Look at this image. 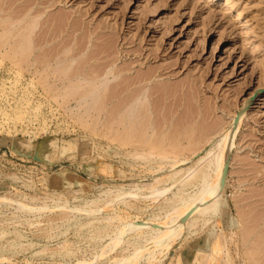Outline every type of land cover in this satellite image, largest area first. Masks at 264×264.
<instances>
[{
  "label": "rangeland",
  "instance_id": "obj_1",
  "mask_svg": "<svg viewBox=\"0 0 264 264\" xmlns=\"http://www.w3.org/2000/svg\"><path fill=\"white\" fill-rule=\"evenodd\" d=\"M8 1L2 4L0 0V20L11 17L18 22L29 6V15L39 19L31 36L37 42H32L30 54L13 55L16 59L6 57L4 50L0 54V264H119L130 256L134 259L128 264H263L264 77L260 73H264V0L238 1L236 8L246 7L255 18L247 28L232 20L235 9L229 17L221 13L217 2L206 5L204 0ZM50 17L61 21H46ZM24 23L16 25L14 32L34 21ZM241 29L245 36L240 35ZM43 30L59 37L48 42L50 46L69 39L73 43L72 37L84 38L88 51L106 46L109 56L115 57L108 56L114 59V67L129 64L127 76L135 69L153 70L146 81L148 91L161 83L154 87L167 94V85L174 90L172 84H176L179 93L176 90L175 95L180 98L169 90L166 100H156L162 107L157 112L160 116H153L159 121L153 126L169 141L178 130L183 145L164 150L167 155L159 150L120 148L116 145L123 144L119 135L102 127L111 118H103V125L96 128L94 120L79 119L77 102L52 99L53 93L40 82L41 73L26 67L43 57L40 45L44 43L39 39ZM253 31H257L256 40ZM2 41L6 49L15 45ZM15 61L18 65L13 66ZM245 104H250V110L235 136L219 197L196 214L179 236L171 238L167 248L147 245L152 230L134 231V227L148 220L159 222L166 217L165 221L167 216L169 221L177 220L182 210L191 207L193 197L204 193L207 179L184 182L195 169L191 161L197 160L192 161L194 166L202 163L201 167L213 160L222 131ZM161 113L166 119L171 116L166 120L169 124ZM160 122L164 125L157 128ZM181 129L191 134L195 149L186 144L188 138L181 139L185 137ZM149 152L160 155L150 153L145 159ZM191 155L190 162L186 161ZM188 166L191 171L183 170ZM186 203L188 209L183 206ZM248 225L257 226L254 231L247 228L246 241L243 234ZM141 248L145 250L135 260ZM254 248L263 249L257 252L260 257H252Z\"/></svg>",
  "mask_w": 264,
  "mask_h": 264
},
{
  "label": "bare ground",
  "instance_id": "obj_2",
  "mask_svg": "<svg viewBox=\"0 0 264 264\" xmlns=\"http://www.w3.org/2000/svg\"><path fill=\"white\" fill-rule=\"evenodd\" d=\"M10 1H8V2L11 3ZM16 1H18V0H14L12 2H16ZM238 1L239 0H204V3L206 5H209L210 3L217 2V4L219 5L218 8L221 11V13L222 14H226L229 17L231 16L230 15L231 14V10L235 9L236 10V12H235L236 16L233 17V15H232V17H233L232 20L234 22H236V21L243 22L242 23L243 27L247 28L249 25H253V23L255 21L254 20L255 18L253 16V14L251 16L249 15V13H248L249 11L247 12V10H246L247 8L243 6L244 4L241 5V6H243L242 9L241 8L240 9L236 8L237 7L236 5H238ZM260 1H263V0H260ZM2 4H3V0H2ZM11 4H13V3H11ZM190 5H192V4H190ZM260 5H262L261 2H260ZM29 7L26 9L27 12L23 13V16L19 19L18 22H17V20L12 19L11 17H8V18L0 20V24L8 23L5 28H0V54H1V51L4 50L5 53H2V54H4L5 56L6 55L7 56H9V55L13 56V55H16V54H19L20 56L21 55L23 56L24 54L27 55L28 51L30 52L31 49H32V46H31L32 42H37L36 38L33 39V37H31V36H32L33 29L35 28V23H37V20L39 18L38 19L35 18V17L33 18L32 16L29 15V12L31 10V9H29ZM0 10H1V8H0ZM217 12H218V10H217ZM211 15L212 14H210V16H209L210 18L212 17ZM53 17H50L46 21H50V22H59V21H61V20H58L60 17L58 19L56 17H55L56 19L53 18ZM257 20H259V19L257 18ZM33 21H34V23H30V24H28V26L19 27L17 29V33L14 32L13 29L16 28L15 27L16 25L18 26L20 24H23L24 22H28L29 23V22H33ZM12 26H13V28H12ZM239 27H241V26H239ZM251 28H253V26H251ZM239 33H240V35H243V34H244V36L246 35V32L242 31V29H241V31ZM256 33H257V31H256ZM256 33L253 31V36L255 37L254 40L257 39L256 37H258ZM12 36H13V38H15L14 41L11 40L13 42H11L10 40H7V39L11 38ZM58 38L59 37L56 34L50 35V34L46 33L45 30H43L42 35L39 36V39H40L41 42L38 41L40 43H44L43 45L39 44L40 48L42 49V51H44L43 55L41 54L43 56L42 59H39V60H42V61L40 62V64H36L37 62H35V61H39L38 57H36L37 60H34L33 62H30L28 65L26 63V67H27V69L29 71H32V69H33L35 71V73L36 72L37 73L38 72L41 73V74L39 73L40 74L39 75L40 78L39 77L38 78L40 79L41 84H43V86L45 87L44 89H46L47 91L50 90L53 93V96H50V97H52V99H53V97H54V99H57V98L61 97L63 99V101H61L62 99L60 98L61 99L60 100L61 103H64V101H69V100H73V101L77 102L78 106H80L78 108H80V112H81V114L77 115V116H79V119L80 118H86L88 120L89 119L90 120L91 119L94 120V122H95L94 124L95 125L93 124V126H96V128L99 125L100 126L103 125V123H102V119L103 118L104 119L109 118L108 120H110V118H111V120L113 122L110 121V123H109L106 120V122L109 125H105L104 124V126H102V127H103V129H106L107 132L109 131V133L113 132V133H116V135L117 134L119 135L118 137L122 141L123 144L116 143V145H120L119 146L120 148H121V145H122L123 147L130 146V147H133L134 149H145V150L148 149V150H155V151L159 150V152L163 151V153H164L163 155H167V154H165L166 152H164V150L165 151L169 150V152L172 149L178 150L177 149V147H178L177 145H178V143L181 144V142H182L181 140H180L181 142H179V140H178V135L180 134L178 132V130L177 131L175 130L174 131L175 134L172 135V136H175V137L177 136V137L174 138V139H172V137H171L170 139H172V141H169V139H167V137L165 136V133L163 134L162 131H161L162 133L157 131L159 133L158 134L154 130L155 126H153V123L159 122V121H155L160 116V115L157 114L158 110L161 109V108L159 109V107H162V105H160V106L157 105L159 103L158 101L161 100L163 102V100L168 97V96L165 97V95H167L168 93L171 94L172 91L174 92V94H172V95H174L175 97L180 96L178 94L175 95V92L177 93V91L179 90V88H177L176 84H172V85L176 86L175 87L176 89H174L175 91L171 90L172 87H171V89H169L170 85H167L168 86L167 87L168 89H166V90H168L167 94H166V91H164V90L162 91L160 87H159L160 89L157 86H156L157 88L154 87L155 85L159 86V84H161V83L157 84L156 82H155L156 84H153L154 86L152 85L153 87L149 88V91H148L146 81L148 82V80L151 79V77H152V75L154 73L153 70L150 71V70H146L145 69L148 72L142 70L145 73H141V70H140L139 71L140 73H139L137 71L139 69H137V70L135 69L136 73H133L134 75L132 74V75H128L127 76L126 74H129V73H125V72L131 71L130 67H128L129 64H128V66H124V64H118L120 67H118V66L114 67L113 66L114 65V61H113L114 59L113 60H109V59L111 57L112 58H115V57L114 56H111V57L109 56V55H111V52L109 51V49L107 50L106 46L102 45V48L100 47L101 49L99 48V51H97V50L95 51V49H94V51L92 49H91L92 51H88L89 45L85 41H83L84 38H82V37H80L79 39H75V37H72L71 40H73V43H69V41H70V39H69L68 42L67 43L64 42V44H61V42H59V43L53 44L54 46H50L49 45L48 42L53 41V40H57ZM2 39L6 40L7 42L10 41L11 43H13L15 45L8 46L9 49H6L7 46L3 45L4 42L2 41ZM28 54H30V53H28ZM101 54H104V55L100 57ZM108 56L110 58H108ZM14 58L15 57L13 56L12 59H14ZM14 64L15 65H13V66L18 65V63H16V61L14 62ZM121 66H123V67H121ZM154 70H156V69L154 68ZM260 74H263V76H262V78H263L264 77V73L261 72ZM152 80H150V81H152ZM164 84L165 83H163V85ZM192 85L193 84H191L190 87H194ZM186 86H188V85H186ZM164 88H166V86ZM169 90H170L171 93L169 92ZM194 90H195V88H194ZM181 91H183V90H181ZM184 92H185V90L183 91V93ZM189 92H190V89H189ZM178 93H179V91H178ZM183 93H181V96L182 95L184 96ZM190 97H191V95H190ZM178 98H180V97H177L176 99H178ZM169 99H170V97H169ZM190 99H192V97ZM156 100H158L157 103H156ZM176 101H178V100H176ZM75 102H74V104H75ZM167 103H168L167 104L168 105L167 109H168L170 105H169V102H167ZM172 103H174V102H172ZM172 103H171V105H172ZM109 107L111 108V110H110ZM163 108H165V107H163ZM249 110H250V104H248V105L245 104L240 109V111L234 115V117L231 119V122L228 124L227 128L222 131V134L220 136V142H219V144L217 146V151H216V154L214 155L212 161H210L208 164H206V166H204L205 165L204 164L201 167H200V165L202 163H200V165L197 163L199 166L196 165V166H198L196 168V166H194L195 164L193 163L195 161L192 160L193 162L191 161V163L193 165L191 167H193V168L195 167V169L192 168L193 169L192 171H191V168L189 166L187 168L183 167V170L189 168L190 170L189 169L188 170L191 171L190 174H188L189 173V171H188L187 174L189 176H187L188 178L186 177L187 179L184 182L187 181L188 183H191V181L196 180V179H197V181H198V179H201V180L202 179L203 180L207 179V181H208L206 188H204L205 189L204 193H202L201 195L198 194V196L196 198L193 197V203H192V205H190L191 207L189 205L187 206V203L183 204L184 207L187 206L186 207L187 209H188V207H190L187 211L183 212L184 210H182V212H180L182 214H180L178 212V214H180L181 216H178L179 218L177 220L169 221L168 216L165 215V216H167V220H165V221H163V220L166 217L162 221H159V222H152V221L148 222V221H150V220H148L147 223L138 224L135 227L131 226L132 224L128 225V226H131V228H129V229H133V227H134V231L135 230L138 231V230H141V229H151L152 230V232H153L151 234L152 236L148 239L149 241L147 240L148 242L146 241L147 245H150L151 243H153V244L155 243L154 244L155 247L157 246V247H160V248H164V247L167 248L168 245L171 243V241H169L171 238L174 239V237H176L178 234H180L181 231H183L184 227L186 225H188L189 223H191V221H193V219H195L194 216L196 214L198 215L199 212H201V211L203 212L204 209L207 210L208 207H209V204L210 203L212 204L213 200H215V198L219 197L220 190L222 188V184H223V182H224V180H225V178L227 176V169H228V166H229V163H230V159H231L230 158L231 157V152H232V149L234 147L235 136L237 135V133L239 131V127H240L243 119L248 115ZM165 111H166V109H165ZM169 111H170V109H169ZM161 112H163L165 114L164 110H162ZM156 114L158 115V117L155 119L154 115H156ZM165 116H163L162 113H161V117H165ZM170 118H171V116L168 119H166V117L164 118L165 119V124L168 123V121L166 122V120H169ZM92 120L90 122H92ZM158 120H161V119L159 118ZM116 121H118L119 123L116 122ZM152 121H154V122H152ZM114 122H116V124L118 123V125H116V127L114 125ZM171 122H172V119H171ZM162 123L161 122L158 123V127L157 128H160L159 125H161ZM178 123H180V122H178ZM172 124H173V122H172ZM163 125L164 124H162L161 127H163ZM93 126H92V128H93ZM172 127H174V126L172 125ZM182 128H183V126H182ZM203 128H204V126H203ZM211 128L215 130L213 125L211 126ZM168 129L167 130L170 131L171 128L168 127ZM189 129L186 128L187 132H188ZM100 131H101V128H100ZM171 131L173 132V129ZM215 131H217V130H215ZM153 132H154V136L152 137ZM155 132H156V135H155ZM176 132L178 134H176ZM182 132H184V130H182ZM187 132L186 133L184 132L186 135L185 134L182 135V136H185V137H182L181 139L188 138L186 140V144L188 142V144L190 145L191 148L192 147L193 148L196 147L197 143L195 142L196 143L195 144L194 142H192L194 139L191 140V136H190L191 134L189 133L187 135ZM193 133H194V131H193ZM166 134H168V133L166 132ZM171 134H173V133H171ZM192 135H194V134H192ZM186 136H188V137H186ZM166 139H167L168 142H166ZM205 142H207V141H205ZM181 145H183V144H181ZM166 147H169L170 149H168V148L166 149ZM180 148L183 149V147H180ZM182 149H180L179 151H181ZM124 150H126V149H124ZM179 151H176V152H179ZM132 152H134V154H135L138 151L132 150ZM142 153H145V152H142ZM150 153H154V152H149V156L146 155L145 159H146V157H147V159L151 157L152 154H150ZM160 153L162 155V152H160ZM156 154H159V153L157 152ZM183 154H185V153H183ZM139 155H137L139 158L142 157V156H139ZM144 155L145 154H143V156ZM192 155L189 158H187L188 160H186V158H185V160L190 162V159H191ZM133 156H135V155H133ZM157 157H158V159L160 158L159 156H157ZM142 158H140V160ZM153 158H156V157H153ZM163 158L164 157L161 156V160ZM165 159H166V157H165ZM174 159H176V158H174ZM167 160H168V158H167ZM167 160H165V161H167ZM159 162H161V161H159ZM179 162H181V164H182V161L179 160ZM196 162H197V160H196ZM198 162H199V160H198ZM156 163H155V165H156ZM163 164H164V162H163ZM209 168H211V169L209 170ZM159 169H157V170H159ZM180 169H182V168L180 167ZM154 172H155V169H154ZM180 172H181V170H180ZM203 180H202V182H204ZM182 182H183V180H182ZM184 203H185V201H184ZM211 204H210V206H211ZM173 209L175 211V208H173ZM174 211L171 210L170 212L174 213ZM176 215H177V213H176ZM176 215L174 214L173 216L177 217ZM169 216H170V213H169ZM256 218H258V217H256ZM170 219H172V218H170ZM255 223H256V221H255ZM262 223H264V222H262ZM251 224H253V223H251ZM257 225H248V226H246V229L248 228V229H250L252 231L254 229V226H257ZM159 228L160 229L162 228L163 230L162 229L161 230H157ZM261 228H262V226L259 227L258 229H261ZM248 229L246 230L247 234L246 235L243 234L244 238H246L245 236L249 237L248 233L250 232V230L248 231ZM262 229H263V233H264V227ZM262 229H261V231H262ZM130 231H132V230H130ZM121 232L124 233L123 230ZM241 232H243V231H241ZM259 232H260V230H259ZM120 234L121 233H119L118 236ZM259 236H262V235H259ZM262 237H260V240L262 239L261 240L262 242H260V246H261V243L264 242ZM118 239H116L115 242H117ZM246 239H247L246 241H248V238H246ZM252 239H251V241H252ZM168 241L170 242L169 244H167ZM253 242H251V244ZM255 244L256 243H254V245ZM144 248L143 249L141 248V249L137 250L139 252L135 255L136 256L135 260H137V256L140 253L142 254V250H145ZM251 248H253V247H251ZM248 250H250V249H248ZM253 250H257V249L256 248L252 249V252H253ZM261 250H263V249H261ZM261 250H260V252H261ZM258 251L259 250L255 251L256 254L253 253L254 256H252V257H255L258 253H260ZM160 252L162 253V251H160ZM248 252L249 251H247V253ZM246 255H250V254H246ZM259 255L260 254H258V256ZM130 257H132V258H127V259H123V260L121 259L122 261L120 260L119 264H128L130 259H132V260L134 259V256H130ZM249 257L250 256H248L247 259H249ZM259 259H261V258H259ZM85 262L84 263H79V264H88L87 262L86 263ZM262 262L264 264V261H262ZM132 263H134V261Z\"/></svg>",
  "mask_w": 264,
  "mask_h": 264
}]
</instances>
